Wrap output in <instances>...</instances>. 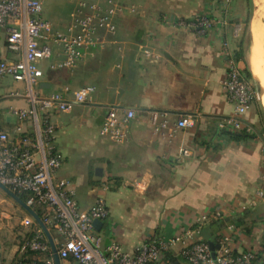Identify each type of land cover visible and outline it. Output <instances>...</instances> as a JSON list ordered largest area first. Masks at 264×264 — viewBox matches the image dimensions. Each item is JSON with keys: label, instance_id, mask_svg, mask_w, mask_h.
I'll list each match as a JSON object with an SVG mask.
<instances>
[{"label": "crops", "instance_id": "crops-1", "mask_svg": "<svg viewBox=\"0 0 264 264\" xmlns=\"http://www.w3.org/2000/svg\"><path fill=\"white\" fill-rule=\"evenodd\" d=\"M86 1L138 6L135 12L113 17V35L100 29L104 43L92 48L73 68H50L60 59L54 55L39 63L42 92L60 91L65 86L73 90L91 85L95 89L91 101L75 103L70 111L53 114L52 120L56 124L55 143L63 155L58 176L69 181L81 207L102 197L109 209L108 217L96 228L102 249L115 239L123 249L134 250L148 236H169L188 225L194 214L218 207L226 212L221 226L208 223L201 239L214 241L226 222L247 224L264 218V199L249 204L256 188L264 185V124L257 100L239 117L251 128L250 136L236 141L217 127L220 120L234 115V106L220 85L226 69L221 43L227 40L234 52L238 51L240 38L233 39L231 29L234 23H241L243 0ZM63 2L70 3L67 13L48 19L58 31L69 22L74 7V0ZM200 12L226 23L199 34L160 18L161 14L175 18ZM151 32L155 38L150 37ZM143 45L152 47L160 57L143 58ZM244 50L245 43L243 55ZM248 62L245 54L240 67L245 73L249 71L248 79L254 81ZM255 79L259 86V78ZM21 88V82L10 79L0 83V93ZM6 102L0 107L25 106L22 100ZM112 105L120 112L136 110L124 142L99 135ZM152 110L168 113L171 120L188 113H198V119L194 127L179 129L171 142H166L151 131L148 112ZM180 148L190 149L192 155L176 160ZM97 169L101 175L96 174ZM230 204L234 207L229 209ZM235 204L246 207L240 210ZM109 224L115 231L112 234L106 228ZM12 225L9 221L0 225V264H12L21 244L31 235V229ZM27 256L42 258L44 254L29 252ZM172 259L174 264H187L178 257ZM60 264L78 263L69 259Z\"/></svg>", "mask_w": 264, "mask_h": 264}, {"label": "built area", "instance_id": "built-area-1", "mask_svg": "<svg viewBox=\"0 0 264 264\" xmlns=\"http://www.w3.org/2000/svg\"><path fill=\"white\" fill-rule=\"evenodd\" d=\"M138 10L135 4L108 1L104 5L86 0H74L69 22L62 31L54 30L52 23L42 17V0H0V39L3 36L4 52L0 48V81L10 78L21 82L22 88L0 93V101L22 100L25 106L9 104L0 107V183L13 193L26 196V204L47 227L59 260L72 259L78 264H174L178 257L187 264H264V218L251 223L226 222L213 241L218 246L212 251L207 240L200 234L211 220L224 219L225 208L203 210L191 217L188 225L166 236L157 233L148 236L134 250L121 247L115 239L103 249L101 237L93 221H104L109 215L105 200L98 197L93 203L81 207L74 198L73 189L65 178L58 176L63 155L57 148L56 124L53 114L68 112L73 104L91 101L94 87L76 89L63 87L60 91L45 93L40 87L42 70L39 63L51 56L60 59L50 68H73L90 50L104 43L98 34L104 29L110 34L116 31L113 17L119 13ZM160 18L173 26L187 27L199 34L226 23L200 12L189 17L172 18L161 14ZM244 28L236 22L231 29L233 39L241 38ZM154 32L149 33L155 38ZM225 63V75L220 85L227 100L234 106L233 117L220 120L219 130L237 132L252 131L244 125L242 116L256 100L253 83L244 75L240 60L227 40L221 43ZM143 58L158 59L160 55L150 46H141ZM137 116L134 108L120 112L115 105L109 106L99 128V135L113 142L128 139L129 122ZM151 131L166 142H171L182 128H192L198 113L179 115L171 120L168 113L159 110L148 112ZM188 148L178 150L176 160L188 158ZM261 163L264 165V148ZM264 180V175H263ZM264 199V185L254 192L249 204ZM245 209L244 204H235ZM233 208L230 204L227 208ZM230 211V210H229ZM20 224L31 229V235L20 246V254L12 264H54L50 244L31 215ZM112 234L114 228L106 225ZM112 231V232H111ZM245 242L243 241V238ZM29 252L43 253L42 258H31ZM213 252V254H212Z\"/></svg>", "mask_w": 264, "mask_h": 264}, {"label": "rangeland", "instance_id": "rangeland-1", "mask_svg": "<svg viewBox=\"0 0 264 264\" xmlns=\"http://www.w3.org/2000/svg\"><path fill=\"white\" fill-rule=\"evenodd\" d=\"M264 1L260 0V6L262 7L261 11H260V16L258 18L257 23H260V27L258 28L257 26H255V33L253 36L256 37L255 35H257L256 38L252 37V32H251V27H252V19L255 14V11H258V0H243L240 4V21L243 25L244 31L242 34V40L245 43V50H244V56L246 54L247 59L248 54H249V49L252 43V39H255V41L257 40V44H258V59L260 60V63L262 64V73H264ZM70 7V3L68 2H63V0H42V17L47 18L49 20H53L55 16H58L60 14H64L67 13L68 9ZM249 13V15H248ZM248 19V23L245 24L244 20ZM256 23V24H257ZM255 24V25H256ZM259 25V24H257ZM251 26V27H250ZM257 27V28H256ZM258 32V34H257ZM3 36L0 39V48H3ZM260 55V56H259ZM249 63V62H248ZM253 71V68H252ZM10 78H4L3 80H7ZM1 80L0 83L3 81ZM11 80V79H10ZM251 83H253L254 87H255V93H256V100L259 104V109L261 110V117H262V121L264 124V107L260 101L259 95L262 91V86H258L256 83V79L254 77V81H251ZM8 100H4L2 102H0V105H4L7 104L8 102H6ZM52 119V116H51ZM264 130V126L262 128ZM28 213L26 212V210H24L17 202H15L12 198H10L4 191H2L0 189V225L2 224L3 221H9V224L12 225V227L18 229L20 227H22V225L19 223L20 219H22L25 215H27ZM12 222V223H10ZM16 222V223H15Z\"/></svg>", "mask_w": 264, "mask_h": 264}, {"label": "water", "instance_id": "water-1", "mask_svg": "<svg viewBox=\"0 0 264 264\" xmlns=\"http://www.w3.org/2000/svg\"><path fill=\"white\" fill-rule=\"evenodd\" d=\"M96 174L101 175L100 169L96 170ZM0 189L2 191H4L15 202H17L24 210H26V212H28L34 218V220L37 222V224L40 226V228L44 232V234H45V236H46V238H47V240H48V242L50 244V247H51V250H52V256H53L54 264H60V260H59V257L57 255V253H56L55 246H54V244L52 242L50 233H49L47 227L44 225V223L40 219V217L38 216V214L28 204H26V202L24 200H22L20 198V196H18L17 194L13 193L5 185L0 183ZM101 224H102V220L96 219V220L93 221V226L95 228H99L101 226ZM208 243H209L210 248H211L212 251L214 250L215 247L218 246L213 241H208ZM212 254H213V252H212Z\"/></svg>", "mask_w": 264, "mask_h": 264}, {"label": "bare ground", "instance_id": "bare-ground-1", "mask_svg": "<svg viewBox=\"0 0 264 264\" xmlns=\"http://www.w3.org/2000/svg\"><path fill=\"white\" fill-rule=\"evenodd\" d=\"M259 1L260 0H258V3H259ZM261 9H262V7L260 6V3H259L258 9H257L258 11H255L254 16H252L253 17V19H252V37H254L253 35L256 34L255 31L258 30V29L255 30V26H257L258 28L260 27V23H257V22H259L258 18L261 15L260 14ZM256 23L259 24V25H257ZM257 34H258V32H257ZM255 36L257 37V35H255ZM256 37H254V38H256ZM257 52H258L257 40L255 41V39H252V43H251V46H250L249 63H250L251 68H253L254 76L259 78L260 84L262 86V88H261L262 89V91H261L262 93H260L259 98H260V101H261V103H262V105L264 107V73H262L263 70H262V64L260 63V60H258L259 63L257 62V59H258L257 58L258 57V55H257L258 53Z\"/></svg>", "mask_w": 264, "mask_h": 264}, {"label": "trees", "instance_id": "trees-1", "mask_svg": "<svg viewBox=\"0 0 264 264\" xmlns=\"http://www.w3.org/2000/svg\"><path fill=\"white\" fill-rule=\"evenodd\" d=\"M249 1V0H248ZM249 15V13H248ZM244 23L247 24L248 23V19L246 18L244 20ZM243 40H242V37L240 38V42L238 44V51H235L234 52V56L236 57L237 60H240L242 61L244 59V55H243ZM244 75L245 77L248 79L249 76H250V72H244ZM255 89V87H254ZM223 134H226L228 135L230 138H232L233 140H236V141H239V140H242L248 136H250L251 132L252 131H246L245 129H242L240 131H237V132H229V131H224V130H220ZM253 133V132H252ZM263 134V132H262ZM20 198L24 201H26V196L25 195H19ZM35 209V212L38 214V215H41L42 211L39 209V208H34ZM209 223L211 224H215L216 226L220 227L221 226V222L220 220H211Z\"/></svg>", "mask_w": 264, "mask_h": 264}]
</instances>
